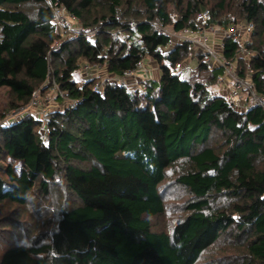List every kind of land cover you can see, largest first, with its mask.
<instances>
[{
    "label": "trees",
    "instance_id": "trees-1",
    "mask_svg": "<svg viewBox=\"0 0 264 264\" xmlns=\"http://www.w3.org/2000/svg\"><path fill=\"white\" fill-rule=\"evenodd\" d=\"M55 3L83 25L75 39L62 40ZM202 3L221 26L254 25L248 46L264 94V0H0V87L11 106L28 104L51 75L64 105L44 122L0 114L10 184L0 177V206L17 209L0 219V264H197L220 243L234 264H264V109L211 90L223 70L200 55L189 78L175 72L191 45L167 48L159 29L195 28ZM223 43L233 59L239 45ZM146 59L158 80L119 82ZM96 63L116 79L79 83L75 73ZM178 163L176 182L192 200L170 231L156 230L168 208L162 186Z\"/></svg>",
    "mask_w": 264,
    "mask_h": 264
},
{
    "label": "rangeland",
    "instance_id": "rangeland-1",
    "mask_svg": "<svg viewBox=\"0 0 264 264\" xmlns=\"http://www.w3.org/2000/svg\"><path fill=\"white\" fill-rule=\"evenodd\" d=\"M202 7L210 8V6L206 5L205 3H202ZM172 13H174V10H172ZM70 20V19H68ZM70 27L71 29H67L64 35H61L62 40H68V39H75L74 35L76 28L83 29V25L81 23L75 22L73 20H70ZM246 24V23H241ZM234 26V25H232ZM231 26V27H232ZM169 27V26H168ZM213 29H210V28ZM227 28L226 31L230 30V28ZM172 29V27H169ZM205 32V36L208 38V44L213 47L214 49L219 50V40L216 36V31L220 29V24H218L215 19L212 25L210 26ZM116 32V31H115ZM81 33V31H80ZM79 35V33H77ZM91 34H88V37H90ZM122 39H124V36H120ZM59 42H56L53 47L54 49H59L61 47V44L59 45ZM150 59L144 60L145 63V69L144 71H138L134 74V76L129 80L128 83H130L131 87L136 89L138 87H144V84L146 81L150 79H155L156 77L153 76L152 67H150ZM200 62L199 55L196 54V49L194 47H191V52L189 57L183 62V67L180 69V73L183 78H189L191 74L198 68ZM87 64H84L78 72L75 73L76 79L79 83H82L85 78L91 77L96 78V85L98 87H102L103 83L106 82L109 79H112L113 76L110 75L109 72H107V66L105 63H96V64H90L93 67V71L86 73L84 70V67ZM52 70V69H51ZM53 72V71H52ZM52 76V75H51ZM49 77V80L45 83H43L34 93L33 98L36 99L37 105L33 106L30 105L26 111L23 113H16L15 107L11 106V97L9 88L7 87H0V114H3L5 117L3 118L2 122H7L12 119H17L19 117H22L24 115H31L35 117L36 119H39L41 121H45L49 115V113L55 109H63L64 105L61 103V101L58 100V94L60 93V89L57 86L56 82L52 79V77ZM117 78L121 79V76H118ZM141 79V81H140ZM218 82V81H217ZM217 84V83H216ZM211 90L214 92L221 93V89H216V85L212 84L209 86ZM242 108V107H240ZM0 122V123H2ZM46 125L43 123L42 130ZM6 169L7 164L0 162V177L3 179L6 186H9V180L6 175ZM183 170L181 168V164H176L173 168H171L167 175L168 179L165 182V184L162 186V193L165 195L166 202L168 205L167 212L164 216L157 217L153 220L154 227L156 230H167L170 231L172 226L178 222L180 219H182L185 215H187L186 212V205L192 200L189 192L183 188L180 187L179 184L176 182V177L181 173ZM59 195H54L52 202V207L60 208L62 204V198L60 197L61 202L59 205H57V201L59 200ZM15 212H17V209L14 207ZM12 207L7 210L5 206H0V219L6 221H11L12 216L11 212L14 210ZM23 211V210H22ZM9 215L4 219V216ZM34 215L33 214H25L23 215V219L27 221L33 220ZM17 218V213L16 217ZM3 223H5L3 221ZM6 225V224H5ZM3 224V226H5ZM26 225H29L31 227V222H26ZM7 231H5V234L7 235ZM231 253L228 250V248L224 244H217L208 252H206L202 258L199 260L197 264H234L233 261L230 260Z\"/></svg>",
    "mask_w": 264,
    "mask_h": 264
},
{
    "label": "built area",
    "instance_id": "built-area-1",
    "mask_svg": "<svg viewBox=\"0 0 264 264\" xmlns=\"http://www.w3.org/2000/svg\"><path fill=\"white\" fill-rule=\"evenodd\" d=\"M51 9L54 15V23L61 35H64L68 28L71 29L70 20L81 23L74 15L57 3L51 5ZM195 21V28L175 30L173 27L170 29L168 26L159 27L163 33L169 36L167 48L179 43L188 42L191 47L196 49V54L200 55L202 62L211 68H221L223 70V75L221 77L227 80L238 92L237 99L231 102L242 108L257 105L264 109V94L257 90L256 84L253 80L254 71L251 66V59L252 56L255 55V51L251 50L248 46L254 31V25L252 23H246L243 25L240 22L234 24V26L228 31H226V27L220 26V29L224 32L223 38L230 36L232 40L239 45L235 57L233 59H228L224 54L223 41L219 45V50L214 49L207 42L208 38L205 36V32L214 22L211 9L205 7L200 10L196 15ZM82 30L83 29L76 28L75 32L79 33ZM74 36H76V34ZM242 61L244 63H242ZM182 65L183 63L177 64L174 68L175 72L178 73L182 68ZM145 66L144 60H139L134 68L123 71L121 79L118 78L119 82L124 83L128 81L136 72L144 71ZM91 68L92 66L87 64L85 65L84 70L88 73L91 72ZM113 78L116 79L115 77ZM37 104L36 99L32 98L28 104L16 108L15 112L17 114L23 113L30 105L35 106ZM45 133L47 135L50 133L48 127L45 128Z\"/></svg>",
    "mask_w": 264,
    "mask_h": 264
},
{
    "label": "crops",
    "instance_id": "crops-1",
    "mask_svg": "<svg viewBox=\"0 0 264 264\" xmlns=\"http://www.w3.org/2000/svg\"><path fill=\"white\" fill-rule=\"evenodd\" d=\"M241 23H244V22H241ZM210 29H213V28L211 27ZM216 34H217L216 37L218 39H220L219 42H218L219 45H220L221 42L224 39L223 38L224 32H223V30L218 29L216 31ZM150 67H152V71L151 72H153V76H155V77L157 76L154 80H158L159 76H160V72H159V68H158L157 64L155 62L151 61L150 62ZM182 67H183V65H182ZM129 80H128V82H129ZM140 81H141V79H140ZM217 81H218L217 84H215L216 85V89H217V87H219L218 89H221V91H220L221 93H219V92L218 93L220 95H222V96L227 97L229 101H233V100L235 101L237 99V97H238V95H237L238 92L236 91V89L227 80L223 79L222 77H219ZM141 84H143V83L141 82ZM241 96H243V95H241Z\"/></svg>",
    "mask_w": 264,
    "mask_h": 264
}]
</instances>
